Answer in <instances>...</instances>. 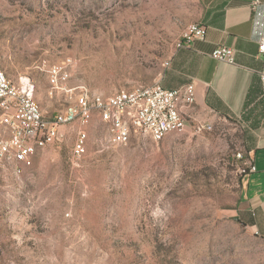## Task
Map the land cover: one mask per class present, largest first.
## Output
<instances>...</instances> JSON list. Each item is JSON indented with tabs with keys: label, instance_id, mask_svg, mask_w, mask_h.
I'll return each instance as SVG.
<instances>
[{
	"label": "rangeland",
	"instance_id": "374dc122",
	"mask_svg": "<svg viewBox=\"0 0 264 264\" xmlns=\"http://www.w3.org/2000/svg\"><path fill=\"white\" fill-rule=\"evenodd\" d=\"M195 9L192 0H0V67L34 85L50 118L77 87L106 96L154 83ZM63 67L67 80L53 88L48 70ZM88 119L60 126L20 173L0 160V264H264V241L235 214V154L248 156L230 121L196 128L185 118L159 142L140 133L118 145L106 119ZM79 129L86 145L73 159Z\"/></svg>",
	"mask_w": 264,
	"mask_h": 264
},
{
	"label": "crops",
	"instance_id": "0c3cea01",
	"mask_svg": "<svg viewBox=\"0 0 264 264\" xmlns=\"http://www.w3.org/2000/svg\"><path fill=\"white\" fill-rule=\"evenodd\" d=\"M192 1L196 9L190 20L203 24L206 36L176 46L156 81L167 89L194 86V101L181 107L193 125L220 120L233 124L235 142L255 166L240 177L235 214L264 241V55L257 49L264 32V4L251 10V0ZM221 45L234 49L233 63L211 57Z\"/></svg>",
	"mask_w": 264,
	"mask_h": 264
},
{
	"label": "built area",
	"instance_id": "2783aa9c",
	"mask_svg": "<svg viewBox=\"0 0 264 264\" xmlns=\"http://www.w3.org/2000/svg\"><path fill=\"white\" fill-rule=\"evenodd\" d=\"M261 4H264V0H251L250 9L254 10ZM205 36L206 27L203 24L187 26L182 30L176 46H183L194 39H204ZM257 49L264 55V32ZM210 54L216 60L234 62V49L230 46H217ZM48 74L54 82L53 88L67 80L64 67L59 71L48 70ZM260 79L264 85V69L260 72ZM171 97H179L178 106H170ZM70 98L72 112H56L46 118L39 104L31 106V99H35L34 85L27 80L14 83L0 71V103L6 105L4 115L0 118V160L13 165L17 172L18 165H29L38 149L59 138L60 126L72 122L83 125L86 116L94 113L100 119H106L108 136L114 144H126L131 135L140 133L159 142L173 129L185 127L187 121L181 113V107L194 101V86L187 84L167 89L155 81L154 84L120 89L106 96L81 86ZM84 141V130L79 129L71 149L73 159L83 154ZM235 155L241 161V174L255 171L250 157H241L238 152Z\"/></svg>",
	"mask_w": 264,
	"mask_h": 264
},
{
	"label": "bare ground",
	"instance_id": "6f19581e",
	"mask_svg": "<svg viewBox=\"0 0 264 264\" xmlns=\"http://www.w3.org/2000/svg\"><path fill=\"white\" fill-rule=\"evenodd\" d=\"M197 24H199V23H197V22H191V23H188V24L184 27V29H186L187 26H193V25H197ZM181 36H182V32H181V34H180V38H181ZM0 71H1L3 74H5V72L3 71V69H2L1 67H0ZM152 84H154V83H152ZM178 104H179V97H171V98H170V106H178ZM31 106H38V103H37V101H36L35 99H31ZM65 112H72V105H70V101H69V103L64 107L63 110H61V111H57V113H65ZM88 120H89V119H88V116H86V119L84 120V124H86V123L88 122ZM182 129H184V128L173 129V130L170 131L169 133L174 132V131H178V130H182ZM169 133H167V134H169ZM167 134H166V136H167ZM86 138H87V136H86V132L84 131V139H86ZM85 145H86V141L83 142V149H84ZM238 153H239V155H240L241 157H243V155L241 154L240 151H238ZM25 166H27V165H18V166H17V173H20V172L22 171L23 167H25Z\"/></svg>",
	"mask_w": 264,
	"mask_h": 264
},
{
	"label": "trees",
	"instance_id": "16d2710c",
	"mask_svg": "<svg viewBox=\"0 0 264 264\" xmlns=\"http://www.w3.org/2000/svg\"><path fill=\"white\" fill-rule=\"evenodd\" d=\"M4 71V70H3ZM5 72V71H4Z\"/></svg>",
	"mask_w": 264,
	"mask_h": 264
}]
</instances>
